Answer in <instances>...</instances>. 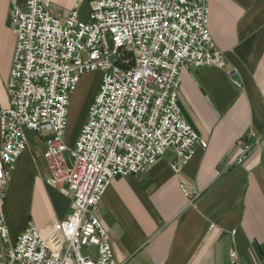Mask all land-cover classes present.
<instances>
[{
	"label": "built area",
	"instance_id": "1",
	"mask_svg": "<svg viewBox=\"0 0 264 264\" xmlns=\"http://www.w3.org/2000/svg\"><path fill=\"white\" fill-rule=\"evenodd\" d=\"M208 2L97 0L87 22L77 6L64 18L41 0L13 6L9 106L0 110V264H117L95 216L113 179L149 170L167 150L176 156L171 169L178 176L193 147H207L182 119L178 89L182 70L224 67L208 30ZM93 72L101 75L98 91L69 148L70 98ZM27 131L42 141L47 183L72 199L71 213L44 228L29 223L11 242L4 217L8 170L27 149ZM229 257L236 264L234 251Z\"/></svg>",
	"mask_w": 264,
	"mask_h": 264
},
{
	"label": "crops",
	"instance_id": "2",
	"mask_svg": "<svg viewBox=\"0 0 264 264\" xmlns=\"http://www.w3.org/2000/svg\"><path fill=\"white\" fill-rule=\"evenodd\" d=\"M25 1L0 0V110L16 44L10 13ZM41 1L56 18L77 6L87 22L97 0ZM208 30L224 67L182 70L178 89L182 119L207 147L195 145L178 176L167 150L149 170L113 179L95 216L117 264H232L230 251L236 264H264V0H209ZM26 135L5 191L11 242L29 223L44 228L71 213L72 199L47 183L42 141Z\"/></svg>",
	"mask_w": 264,
	"mask_h": 264
},
{
	"label": "rangeland",
	"instance_id": "3",
	"mask_svg": "<svg viewBox=\"0 0 264 264\" xmlns=\"http://www.w3.org/2000/svg\"><path fill=\"white\" fill-rule=\"evenodd\" d=\"M107 42L108 45L111 46L112 43L110 37H108ZM100 77L101 75L96 72L85 74L81 77L75 92L70 98L66 141H69L70 139L76 140L79 129L83 125L87 116L88 108L98 91ZM35 138L36 136H32L34 142ZM82 253H84V250Z\"/></svg>",
	"mask_w": 264,
	"mask_h": 264
}]
</instances>
